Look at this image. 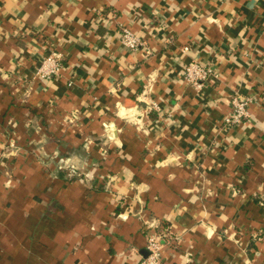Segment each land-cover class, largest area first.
<instances>
[{"label":"crops","instance_id":"0c3cea01","mask_svg":"<svg viewBox=\"0 0 264 264\" xmlns=\"http://www.w3.org/2000/svg\"><path fill=\"white\" fill-rule=\"evenodd\" d=\"M151 223L165 264H264V0H0V264H139Z\"/></svg>","mask_w":264,"mask_h":264},{"label":"built area","instance_id":"2783aa9c","mask_svg":"<svg viewBox=\"0 0 264 264\" xmlns=\"http://www.w3.org/2000/svg\"><path fill=\"white\" fill-rule=\"evenodd\" d=\"M121 43L130 51L134 52L144 47V41L136 33L128 28H123L120 34ZM184 52L189 51L185 47ZM64 56L60 52L52 51L44 57L35 72V78L42 81H50L60 76L63 68ZM214 74L212 67L199 61L191 62L183 70L184 82L192 88L197 94H202L207 86L209 78ZM253 102L250 97L234 96L231 100V114L225 119L226 128L247 125L250 117L249 106ZM150 110L160 112L159 106L155 103L150 104ZM70 171L75 174L74 165L69 166ZM146 237L148 255L141 259L139 264H165L163 252L166 248L172 247L178 243V238L172 236L169 227L151 223Z\"/></svg>","mask_w":264,"mask_h":264},{"label":"water","instance_id":"95a60500","mask_svg":"<svg viewBox=\"0 0 264 264\" xmlns=\"http://www.w3.org/2000/svg\"><path fill=\"white\" fill-rule=\"evenodd\" d=\"M147 251V250H146ZM148 255V251L146 252V255H145V257Z\"/></svg>","mask_w":264,"mask_h":264}]
</instances>
